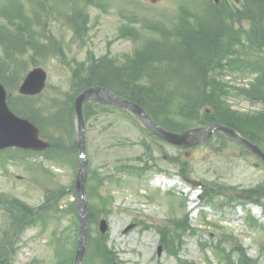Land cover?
<instances>
[{"label":"rangeland","instance_id":"374dc122","mask_svg":"<svg viewBox=\"0 0 264 264\" xmlns=\"http://www.w3.org/2000/svg\"><path fill=\"white\" fill-rule=\"evenodd\" d=\"M7 1L0 0V8ZM13 1L22 4L30 17L38 9V1H43L49 8L48 15L43 13L42 25H33V29L38 39L46 41L51 36L63 50L55 55H34L37 66L48 73L47 88L40 99L42 104L57 96L72 97L77 93L73 71L83 67L89 55L96 60L107 56L121 65L129 55L142 49L148 38L159 41V32L155 29L171 30L187 18L195 24L210 2L94 0L88 5L84 0ZM225 3L233 4L238 10L242 8L241 1L225 0ZM79 11L88 16L81 36L75 34L68 20L72 13ZM6 23L0 15V29ZM31 54L28 51V55L20 58L30 64ZM33 67L27 65L26 71ZM255 76L247 70L224 72L221 80L229 89L226 104L233 111L262 110L261 103L239 93V89L249 87ZM13 95L19 94L14 91ZM88 109L86 192L96 214L91 237L96 244L104 243L111 251L108 261L113 264H227L229 258L232 264H241L242 258L248 264H264V202L263 206H256L238 199L242 189L264 185V165L255 155L224 134L190 149L179 148L156 139L128 112L111 107L101 110L98 106ZM77 136L75 131V141ZM144 145L151 148L148 158ZM69 153L72 162L62 163L36 154L22 153L15 160L0 155V196L3 198H19L37 208L45 200L46 189L67 190L60 197L58 208L50 210L56 213L18 231L12 251L6 254L8 264H62L64 258L66 264L71 263V251L78 240L76 215L68 211L75 201L69 189L75 184L77 174V144ZM172 159L179 163H173ZM39 162L48 175L36 171L34 164ZM179 165L184 167L187 177L207 185L206 188L188 184L179 175ZM117 167L124 169L119 173ZM185 217L186 225L181 221ZM104 218L109 228L105 239H101L99 222ZM6 222L7 214L0 208V235ZM165 229L180 234L175 253H170L163 244ZM161 245L164 250L159 255ZM85 264H101V261L87 255Z\"/></svg>","mask_w":264,"mask_h":264},{"label":"trees","instance_id":"16d2710c","mask_svg":"<svg viewBox=\"0 0 264 264\" xmlns=\"http://www.w3.org/2000/svg\"><path fill=\"white\" fill-rule=\"evenodd\" d=\"M84 2L90 5L94 0ZM208 4L209 8L197 17L195 24L187 18L171 30L155 29L159 32V41L148 38L144 47L128 56L121 65L107 56L96 60L89 55L82 63L83 67L73 71L77 93L90 86H105L143 106L168 130L180 132L194 126L222 123L264 149V0H241L239 10L233 4L227 5L225 0L219 5ZM37 5L33 17L27 16L24 6L17 1L4 4L0 10L7 22L0 29V83L10 92L18 89L27 65H37L35 54L55 55L63 51L53 37H46V41L37 38L33 25H42L41 16L43 13L48 15L49 10L43 1H38ZM68 20L73 24L75 34L81 36L88 24L87 14L75 12ZM245 24L249 26L245 27ZM28 51L33 57L30 64L20 58L28 55ZM247 54L249 58L245 57ZM227 70H247L256 75L249 88L239 89V93L261 103V111L240 113L227 106L229 89L221 80ZM74 100L75 96L65 95L42 104L40 96L9 98L12 109L19 116L35 122L42 136L51 141L50 150L44 154L50 161L72 162L69 151L76 148ZM95 105L86 104V117L88 108ZM97 106L101 110L109 109ZM206 108H211L212 113L207 114ZM175 119L181 122L176 123ZM35 165L46 172L42 163ZM66 191L47 189L45 202L38 208L17 198L0 196V208L8 214L0 236V264H8L6 254L12 251L18 231L56 213L50 210L58 208L59 199ZM69 191L74 194V186ZM246 192L249 202L261 205L264 186ZM68 211L76 213L74 203ZM94 211L91 208L92 220H95ZM175 234L163 232V240L171 253L176 252ZM91 249L106 259L111 254L104 243L98 245L94 240Z\"/></svg>","mask_w":264,"mask_h":264},{"label":"water","instance_id":"95a60500","mask_svg":"<svg viewBox=\"0 0 264 264\" xmlns=\"http://www.w3.org/2000/svg\"><path fill=\"white\" fill-rule=\"evenodd\" d=\"M214 1L219 2V0ZM46 81V72L41 68H35L27 75L19 91L23 95L40 94L46 87ZM88 101H97L104 105H112L130 110L155 135L171 144L193 147L210 139L215 132H223L264 160V152L261 149L244 139L237 131L224 125L211 124L206 127L193 128L180 134L172 133L161 128L140 105L114 95L109 89L104 87L86 89L77 97L75 103L79 123L78 146L81 152L76 179V205L79 213L80 230L75 264H82L90 233L89 205L85 195L88 163L86 159V132L83 116V105ZM12 146L40 151L47 149L50 145L47 141L40 138V130L34 123L18 117L10 109L7 104V92L4 86L0 84V150ZM192 183L197 184L195 182ZM100 229L103 233L108 230L105 220L101 222Z\"/></svg>","mask_w":264,"mask_h":264},{"label":"bare ground","instance_id":"6f19581e","mask_svg":"<svg viewBox=\"0 0 264 264\" xmlns=\"http://www.w3.org/2000/svg\"><path fill=\"white\" fill-rule=\"evenodd\" d=\"M107 89H109L111 92H113V94H114V95H116V96H117V94H116V93H115L113 90H111L110 88H107ZM112 97H115V96H112ZM158 182H159V181L155 182V183H154V185H157V184H158Z\"/></svg>","mask_w":264,"mask_h":264}]
</instances>
